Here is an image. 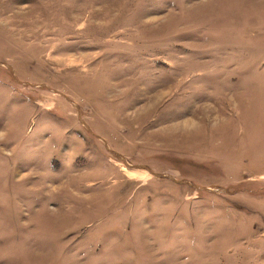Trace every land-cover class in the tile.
<instances>
[{
    "label": "rangeland",
    "instance_id": "374dc122",
    "mask_svg": "<svg viewBox=\"0 0 264 264\" xmlns=\"http://www.w3.org/2000/svg\"><path fill=\"white\" fill-rule=\"evenodd\" d=\"M0 264H264V0H0Z\"/></svg>",
    "mask_w": 264,
    "mask_h": 264
}]
</instances>
